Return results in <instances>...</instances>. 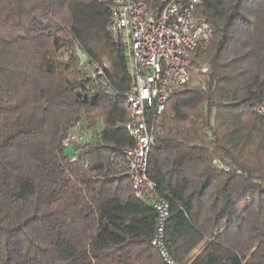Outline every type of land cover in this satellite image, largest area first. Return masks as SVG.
<instances>
[{
    "label": "trees",
    "instance_id": "1",
    "mask_svg": "<svg viewBox=\"0 0 264 264\" xmlns=\"http://www.w3.org/2000/svg\"><path fill=\"white\" fill-rule=\"evenodd\" d=\"M111 1L0 0V264H168L125 170L130 75L105 30ZM195 15L211 41L147 156L165 245L180 264H264V0H202ZM79 120L87 138L64 148Z\"/></svg>",
    "mask_w": 264,
    "mask_h": 264
},
{
    "label": "built area",
    "instance_id": "2",
    "mask_svg": "<svg viewBox=\"0 0 264 264\" xmlns=\"http://www.w3.org/2000/svg\"><path fill=\"white\" fill-rule=\"evenodd\" d=\"M163 2L149 8L142 0H112L105 30L115 44L124 48L129 68L130 83L124 95L128 120L120 127L134 143L122 150L125 170L134 195L149 200L157 212L151 244L168 264H180L170 257L165 245L169 203L155 193V184L147 177V156L154 144L156 117L163 112L169 96L189 81L193 53L209 44L212 29L195 15L202 0ZM199 70L206 74L209 67L202 63ZM95 73L103 71L98 68ZM257 111L264 112V105ZM82 130L83 121L79 120L67 132L62 146L71 148L82 143ZM227 162L213 160L219 168L230 170L231 163Z\"/></svg>",
    "mask_w": 264,
    "mask_h": 264
},
{
    "label": "water",
    "instance_id": "3",
    "mask_svg": "<svg viewBox=\"0 0 264 264\" xmlns=\"http://www.w3.org/2000/svg\"><path fill=\"white\" fill-rule=\"evenodd\" d=\"M163 1H168V0H163ZM76 51H77V56L80 60V63L84 64L87 61L86 55L79 48H77ZM104 87L106 91H108L111 95L114 94L113 90L109 86H104Z\"/></svg>",
    "mask_w": 264,
    "mask_h": 264
},
{
    "label": "rangeland",
    "instance_id": "4",
    "mask_svg": "<svg viewBox=\"0 0 264 264\" xmlns=\"http://www.w3.org/2000/svg\"><path fill=\"white\" fill-rule=\"evenodd\" d=\"M103 62L106 63V64H108L106 59H103ZM82 132H83L84 139H86L88 135H86L85 128H83Z\"/></svg>",
    "mask_w": 264,
    "mask_h": 264
},
{
    "label": "crops",
    "instance_id": "5",
    "mask_svg": "<svg viewBox=\"0 0 264 264\" xmlns=\"http://www.w3.org/2000/svg\"><path fill=\"white\" fill-rule=\"evenodd\" d=\"M202 248V244H200L193 252L192 254H196L200 249Z\"/></svg>",
    "mask_w": 264,
    "mask_h": 264
}]
</instances>
